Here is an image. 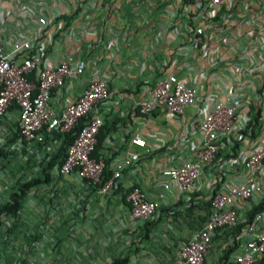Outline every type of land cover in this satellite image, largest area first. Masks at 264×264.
<instances>
[{
  "label": "crops",
  "instance_id": "1",
  "mask_svg": "<svg viewBox=\"0 0 264 264\" xmlns=\"http://www.w3.org/2000/svg\"><path fill=\"white\" fill-rule=\"evenodd\" d=\"M185 2L0 0V24L7 41L13 34L11 18L26 6L41 4L49 19L44 33L47 48L43 61L56 65L73 53L85 60V72L68 79L53 95L51 101L57 111L80 95L92 76L107 81L111 96L100 106L106 137L99 151L108 160L107 172H112L116 161L127 150L140 154L139 161L125 168L117 184L105 193L90 185L82 188L74 175L55 176L51 169L50 180L32 187L18 212L0 215V264H111L115 259H125L121 264H178L179 247L207 219V184L217 179V186L222 188L223 180L234 181L243 175V159L264 131V125L259 123L263 108L256 99L264 93V78L256 84L255 112L250 124L253 130L245 141H234L232 135L222 138L215 165L205 169L195 191L185 194L170 183L171 192H165L160 199L153 220L130 219L126 200L129 189L140 187L149 198L156 199L166 181L162 169L195 157L201 141L197 121L206 108L202 98L181 117L171 119L159 108L143 114L134 104L141 86L154 83L171 67H176L181 77L194 79L201 87V97L205 94L207 82L196 77L200 72L205 78L210 76L208 61L198 52L189 65L180 52L183 45L180 38L185 36L188 24L177 14ZM225 13L241 20L230 32L240 34L249 29L254 14L264 13V0H228L219 8V14ZM96 27L98 33L93 30ZM110 40H113L112 46L108 45ZM241 41L249 40L244 36ZM218 50L226 52L223 45ZM229 85L227 82L226 87ZM217 94L224 95L222 91ZM135 134L145 140L144 147L130 143ZM231 150H239L241 154L230 155ZM10 152L3 159L12 156ZM3 175L7 177L0 178V208L11 202L9 170ZM257 187L252 197L238 202L241 219L250 218L253 207L262 201L264 174L257 181ZM45 189L54 190V196L47 195L49 191ZM76 203L81 204V214L74 209ZM244 223H239L232 232H239ZM228 235L224 230L216 233L204 264H227L232 257L230 248L224 244Z\"/></svg>",
  "mask_w": 264,
  "mask_h": 264
},
{
  "label": "built area",
  "instance_id": "2",
  "mask_svg": "<svg viewBox=\"0 0 264 264\" xmlns=\"http://www.w3.org/2000/svg\"><path fill=\"white\" fill-rule=\"evenodd\" d=\"M225 1L228 0H186L177 14L188 24L185 36L180 38L183 44L180 52L186 56L185 63L190 65L198 52L208 61L210 76L205 78L200 72L196 77L207 82L205 94L201 97V87L194 79L181 77L176 67L159 75L154 83L141 86L134 104L143 114L159 108L166 117L179 118L201 98L206 108L197 121L201 141L196 147L195 157L162 169L166 181L162 183L158 197L149 198L137 186H132L127 192L132 221L153 220L160 207V199L165 192H171L170 183L185 194L195 191L205 169L215 165L222 138L232 135L234 141L243 142L253 130L250 124L255 112L256 84L264 78V13L252 16L249 29L240 34H230L241 20L228 13L219 14V8ZM11 21L14 25L9 42L0 24V146L9 151L26 149L35 155L42 153L48 161L58 152L65 135L72 133L74 138L67 145L64 161L56 163L51 172L55 176L74 175L80 187L90 185L105 193L117 184L125 168L140 159L138 152L127 150L114 164L110 176L104 179L106 158L100 152L98 155L94 152L103 126L100 106L106 104L111 96L107 81L92 76L83 92L57 111L52 105L53 95L68 79L85 72V60L76 58L73 53L56 65L43 61L47 48L44 33L49 19L41 4L26 6ZM93 30L99 32L97 27ZM244 36L249 40L247 43L241 41ZM108 45L112 46L113 40L108 41ZM220 45L226 48V52L218 50ZM227 82L230 84L228 87ZM219 91L223 92L222 97L218 96ZM256 99L263 108L259 118L263 127L264 93ZM14 115L17 116L16 126ZM79 123L82 125L75 131ZM16 132V139L7 147L6 137L12 138ZM130 143L145 146V140L139 134H135ZM229 154H241V151L231 150ZM242 165L243 175L234 181L223 180L222 188L217 186V179L207 184V219L179 247L176 254L178 264H204L213 237L222 230L229 233L224 244L232 253L227 264L264 261V207L250 219H241L238 212V202L252 197L258 190L257 181L264 174V131L251 144ZM50 196H54V190ZM74 209L82 213L80 203L74 204ZM241 222H245L243 228L232 232Z\"/></svg>",
  "mask_w": 264,
  "mask_h": 264
},
{
  "label": "trees",
  "instance_id": "3",
  "mask_svg": "<svg viewBox=\"0 0 264 264\" xmlns=\"http://www.w3.org/2000/svg\"><path fill=\"white\" fill-rule=\"evenodd\" d=\"M82 123H79L76 127H75V131H78L81 127ZM16 132L14 134V136H17ZM106 137V131L104 130V127L100 128V131L98 133L97 136V145H96V150L94 152V155H98V152L100 151V149L102 148V144L105 140ZM74 138V135L72 133H68L65 135L63 143L61 144L59 150L57 153L53 154L50 158V160H48L46 162L45 167H43V170L45 172V176L44 179H41L39 177H32L31 179L25 181L24 183L21 184L19 191H15L13 193L10 194V201L11 202H6L2 205V207L0 208V215L2 213H16L21 209L22 206V201L24 199V197L26 196L27 192L34 187L35 185H37L38 183L42 182V181H49L50 180V174L49 171L53 168V166L56 163H62L64 161L65 158V151L67 148V145L70 144V142L72 141V139ZM11 152L8 151V149L5 146H0V159L6 158L8 155H10ZM106 162V166H108V160H105ZM110 172H107V168L104 170V179L107 178L108 174ZM264 207V197L262 199V201L260 203H258L257 205H255L253 207V209L250 212V218L252 217V215H254V213H256L257 211H259L260 209H262ZM249 218V219H250ZM231 250V249H229ZM125 259H115L111 264H121L122 262H124Z\"/></svg>",
  "mask_w": 264,
  "mask_h": 264
},
{
  "label": "rangeland",
  "instance_id": "4",
  "mask_svg": "<svg viewBox=\"0 0 264 264\" xmlns=\"http://www.w3.org/2000/svg\"><path fill=\"white\" fill-rule=\"evenodd\" d=\"M16 119L17 116L14 115L13 120H15V126L17 124ZM13 141L14 139L10 138L9 136L6 137L7 147H9L11 143H13ZM46 162L47 161H45V155L43 156L42 153H40L39 155H34L24 150H13L12 156H10L8 159H0V178L7 177L3 175V173H6V170H9L10 178L12 179V183L10 184L12 186L9 189V196L11 193L19 191L21 184L31 179L32 177H39L41 179H44L45 172L43 170V167H45ZM44 183L46 182H43L42 184ZM44 191H49L47 195L50 196V191L52 190L45 189ZM55 191L58 193V190Z\"/></svg>",
  "mask_w": 264,
  "mask_h": 264
}]
</instances>
